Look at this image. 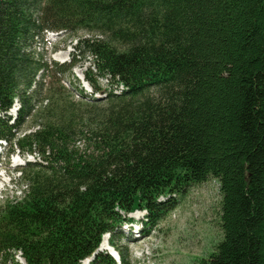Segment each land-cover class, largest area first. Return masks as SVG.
<instances>
[{"label": "trees", "instance_id": "obj_1", "mask_svg": "<svg viewBox=\"0 0 264 264\" xmlns=\"http://www.w3.org/2000/svg\"><path fill=\"white\" fill-rule=\"evenodd\" d=\"M3 144L39 159L0 205V264H115L106 234L142 210L149 234L210 178L222 239L195 264H264V0H0Z\"/></svg>", "mask_w": 264, "mask_h": 264}, {"label": "rangeland", "instance_id": "obj_2", "mask_svg": "<svg viewBox=\"0 0 264 264\" xmlns=\"http://www.w3.org/2000/svg\"><path fill=\"white\" fill-rule=\"evenodd\" d=\"M78 35L86 37L89 34L86 31H80ZM75 38L76 36L69 33H50L45 48L47 50L46 57L60 63L70 62L73 60ZM39 47L41 50L42 43H39ZM76 59L80 61L73 72L79 78L85 93L89 95L93 88L84 78L90 63L79 55H76ZM69 79L65 78L67 86H70ZM99 83L102 87L107 84L106 79L100 77ZM76 98L78 99L79 96L76 95ZM15 108L18 106L16 105ZM30 128L29 123L24 127L26 130ZM2 150L0 157V205L24 194L26 186L23 185L19 168L24 166L27 161L39 159L37 156H23L19 153L9 155L8 145H3ZM220 206V185L216 179L210 178L190 187L183 197H179L176 208L157 226L151 228L147 235L142 231L145 227L142 221L147 212L142 210L129 215L134 218V226L132 223H127L119 228L113 236V245L115 248L121 249L122 255L118 254L112 246L110 247L112 239L110 234L102 238L105 246L101 248L100 245L99 252L110 253L114 257L115 263L122 262L121 264H195L197 258L208 255L214 245L222 239ZM131 226L135 233L129 229ZM149 229L150 227L147 226L146 230ZM19 261L23 263L21 257H19Z\"/></svg>", "mask_w": 264, "mask_h": 264}, {"label": "bare ground", "instance_id": "obj_3", "mask_svg": "<svg viewBox=\"0 0 264 264\" xmlns=\"http://www.w3.org/2000/svg\"><path fill=\"white\" fill-rule=\"evenodd\" d=\"M102 94H103V93H102ZM3 145H4V144H3ZM3 145H0V157L2 156L1 150H2ZM2 151H3V150H2ZM102 246H103V247L105 246L104 241H103V245L101 244V248H102ZM99 250H101L100 247H99L98 251H99ZM94 260H95V256H91V257H90V262H94ZM121 263H122V262L117 263V264H121Z\"/></svg>", "mask_w": 264, "mask_h": 264}, {"label": "water", "instance_id": "obj_4", "mask_svg": "<svg viewBox=\"0 0 264 264\" xmlns=\"http://www.w3.org/2000/svg\"><path fill=\"white\" fill-rule=\"evenodd\" d=\"M17 109H18V108H14V109H13V112H14V113L17 112Z\"/></svg>", "mask_w": 264, "mask_h": 264}]
</instances>
